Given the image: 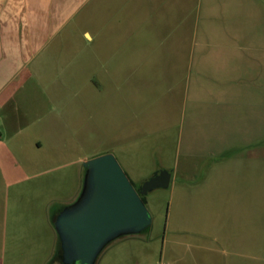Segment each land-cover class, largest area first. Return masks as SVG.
<instances>
[{"label":"crops","instance_id":"obj_1","mask_svg":"<svg viewBox=\"0 0 264 264\" xmlns=\"http://www.w3.org/2000/svg\"><path fill=\"white\" fill-rule=\"evenodd\" d=\"M91 2L0 0V264H13L12 259L45 264L54 251L59 262L54 217L78 196L84 168L46 179L73 180L61 191L45 188L49 171L36 169L56 152L67 157L82 147L95 150L80 154L76 163L112 153L135 188L165 170L170 178L163 188L179 196L165 213L160 239L118 238L103 249L95 264H246L241 262L245 253L235 248L240 240L229 223L233 220L229 212L234 211L230 202L235 199L229 188L219 185L232 174L230 159L208 169L197 186L182 181L177 186L168 139L148 143L134 136L141 115L145 126L153 121V114L147 118L140 112L138 99L142 69L158 64L156 51L165 60L159 64L168 67L162 73L167 79L164 98L174 101L176 118L179 112L182 115L188 55L186 40L181 41L188 28L185 34L182 31L194 1L99 0V21L94 26L90 13L80 15L92 7ZM228 81L235 80L223 79ZM220 95L222 104H228L225 93ZM219 102L217 98L214 104L218 107ZM166 112L170 116V110ZM76 121L82 122V140L76 146L61 142V133L74 131ZM21 163L35 167L29 176L38 181L37 187L23 185L27 175H20ZM10 164L18 171L8 172ZM154 189L142 195L144 203ZM205 216L207 221L201 218Z\"/></svg>","mask_w":264,"mask_h":264},{"label":"rangeland","instance_id":"obj_2","mask_svg":"<svg viewBox=\"0 0 264 264\" xmlns=\"http://www.w3.org/2000/svg\"><path fill=\"white\" fill-rule=\"evenodd\" d=\"M193 1L192 13H188L189 20L184 23L182 31L185 34L188 28V36H183L181 41L184 43L186 40L188 55L187 97L182 115L179 112L176 118L175 112L179 110L173 112L176 109L173 107L174 101L169 103L164 98L163 93H167L166 78L162 73L168 71V67L159 64L165 60L156 51L158 64L142 69L138 99L140 112L145 113L147 118L153 114V121L145 126L142 123L144 116L141 115L142 122L134 136L137 141L148 143L168 139L177 186L180 181L197 186L208 169L224 158L230 159L232 174L219 185L224 189L229 188L235 199L230 202V208L234 211L229 212L233 216L229 222L234 227L231 230L240 240L235 248L245 253L246 258L241 259V262L264 264V0ZM90 4L92 7H86L80 15L90 13L94 26L99 21L101 9L99 0H92ZM80 15L76 22L80 21ZM166 58L170 59V56ZM228 78L235 81L224 83L223 79L226 81ZM222 92L228 104H222ZM217 98L221 103L218 107L214 104ZM78 103L79 99L76 106ZM217 108L219 114L215 112ZM167 109L171 112L170 116L167 115ZM75 126L74 131L61 133V142L68 141L76 146L82 140V130H79L82 122H77ZM94 150L93 147H82L81 152L76 149L67 157L62 152H56L53 159L38 165L36 170L49 171L45 176L44 187L54 191L58 188L61 191L65 186L71 187L73 180L51 179L48 182L46 179L74 170L82 171L84 161L76 163L77 158L80 154ZM15 166L7 165V171L15 172ZM18 167L20 175H27L23 185L37 187L38 181L29 176L35 167L26 163ZM145 198L148 202L144 204L151 216V223L136 235L146 238L151 235L160 239L165 213L173 206V200H179V196L176 193L170 195L169 188H157ZM52 205L55 208L56 201ZM206 205L211 207L212 204ZM201 218L207 221V216ZM208 220L210 224V218ZM222 222L223 219H219V223ZM47 252L46 246L45 254ZM54 253L45 264L59 263ZM249 255L250 259L247 257ZM12 263L22 264V261L12 259ZM30 263L31 260L27 264Z\"/></svg>","mask_w":264,"mask_h":264},{"label":"water","instance_id":"obj_3","mask_svg":"<svg viewBox=\"0 0 264 264\" xmlns=\"http://www.w3.org/2000/svg\"><path fill=\"white\" fill-rule=\"evenodd\" d=\"M82 165L77 198L62 207L53 221L59 264H95L111 242L144 231L151 216L141 196L169 184V172L159 170L135 188L112 153L91 157Z\"/></svg>","mask_w":264,"mask_h":264},{"label":"trees","instance_id":"obj_4","mask_svg":"<svg viewBox=\"0 0 264 264\" xmlns=\"http://www.w3.org/2000/svg\"><path fill=\"white\" fill-rule=\"evenodd\" d=\"M141 199H142V201L144 202V200H143V196H141Z\"/></svg>","mask_w":264,"mask_h":264}]
</instances>
